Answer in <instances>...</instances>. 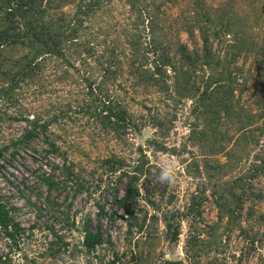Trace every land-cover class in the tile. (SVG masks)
<instances>
[{"label":"rangeland","instance_id":"rangeland-1","mask_svg":"<svg viewBox=\"0 0 264 264\" xmlns=\"http://www.w3.org/2000/svg\"><path fill=\"white\" fill-rule=\"evenodd\" d=\"M147 1L161 6L155 31L174 48L178 41L191 50L201 48L199 30L192 38L185 28L195 24L197 17L205 18L206 11L214 17L219 10L233 21L234 27L229 26L232 31L224 29L221 37L213 38V63L218 62L220 70L236 75L238 86L235 85L233 101L255 115V131L243 135L238 129V118L226 115L219 117L214 129L203 130L204 121L195 98L133 86L134 79L125 71L120 77L125 90L113 87L110 92L124 100L140 124L145 123L140 130H131L118 139L102 132L90 116L72 108L53 126L62 136L60 143L67 160L61 155L46 156L41 148L45 145L43 140L36 138L32 145L38 151L28 145L11 146L0 161V194L14 206L13 213L25 229L16 244L0 231V259H6L4 264H134L136 260H141V264H160L164 259L187 264L185 247L191 236L205 240L202 264H264V225L257 221L258 212L264 209V171L257 176L251 171L256 154H264V0ZM65 10L73 13L75 6L66 5ZM129 10L128 0H112L92 17L87 25L92 31L89 37L97 36L93 41L96 49H102L104 39L111 45L117 43L114 39L122 42L110 33H119L123 23L134 26L136 20ZM153 10L152 6L150 12L154 15ZM149 23V17H145V24L139 22L138 40L142 46L150 41ZM101 34L110 35L105 38ZM241 34L244 43L237 47L234 36ZM154 57L152 52L146 53L149 66ZM170 60L176 68L181 67L177 57L171 55ZM88 63L97 67L95 73L100 72L101 66L93 58ZM75 64L81 66L78 60ZM172 69L168 67L170 85L175 80ZM47 71L52 84L38 96L30 90L22 100L28 108L40 109L52 103V108L59 110L79 96L81 90L83 95L79 78L84 77V70L61 82L54 81L55 69L50 67ZM73 72L75 69L70 68ZM211 72L201 66L191 76L203 85ZM182 79L187 80L184 76ZM3 109L7 113L0 116V145H9L27 124L12 116L15 107ZM12 149L13 156L9 154ZM113 154L125 159L129 171L135 167L141 170L140 195L133 204L131 218L116 201L126 194V180H120L119 173L104 163ZM68 167L75 169L78 181L51 192L41 185V177L47 174L53 175L56 182L66 180L64 169ZM169 168L170 178L162 180V173ZM243 175L252 191L244 196L243 206L235 204L236 198H229L228 207L236 205L234 214L230 219L220 218L222 181ZM48 193L51 200L46 205L42 197ZM193 200L195 206L188 209ZM154 214L158 219L151 218ZM165 215L174 226L180 222L176 242L169 238ZM84 221L93 230L101 228L105 237L90 254L82 246ZM56 237H62L68 245L52 254L55 248L50 252L47 247Z\"/></svg>","mask_w":264,"mask_h":264},{"label":"trees","instance_id":"trees-1","mask_svg":"<svg viewBox=\"0 0 264 264\" xmlns=\"http://www.w3.org/2000/svg\"><path fill=\"white\" fill-rule=\"evenodd\" d=\"M110 1L112 0H0V116L3 112L7 113L2 111L5 110L3 107H15L16 112L12 116L27 124L22 133L12 139L9 145L5 143L0 145V161L5 158L11 146L17 148L28 145L38 151L32 145L36 138L43 140L45 145L41 148L47 153L46 156L61 155L67 160L66 151L60 143L62 136L53 129V126H57L60 117L68 115L72 108L90 116L102 132L113 134L118 139L124 138L131 130H140L145 123L140 124V121L138 122L130 113L124 100L110 92L113 87L125 90L120 80L125 71L134 79L133 86L154 87L157 91L174 92L179 97L195 98L200 105V114L204 121L203 130L214 129L219 117L226 115L227 118H238V129L243 135H251L255 131L256 127H252L255 115L240 106L237 101L235 103L233 101L236 96L235 85L238 86L236 75L232 71L220 70L218 62L213 63L215 59L213 38L221 37V31L224 29L232 31L229 26L234 27L233 21L223 12L217 10L212 17V14L206 11L205 18L201 14L202 18L197 17L193 21L195 24L186 26L185 30L192 38L195 30H199L201 48L191 50L187 44L180 41L174 48L164 43L161 34L155 31V21L159 19L161 6L147 0H128L129 11L136 20L133 22L134 26L123 23L119 33L112 34L109 31L122 42L114 39L117 43L111 45L104 39V45L100 50L96 49L93 42L97 36L89 37L92 31L87 23ZM66 5L75 6L73 13L65 10ZM152 6L154 15L150 12ZM145 17L150 18L151 36L148 44L142 46L138 40V27L139 22L145 24ZM133 29L137 32L132 33ZM110 34L101 35L106 38ZM234 42L235 46H241L244 43L243 34L234 36ZM148 52L156 55L150 66L149 59L146 58ZM171 55L177 57L181 64L179 69L171 64ZM89 58H93L101 66L99 73L94 72L97 67H92L88 63ZM77 60L83 67L75 64ZM169 66L175 73V80L171 85L167 80ZM201 66L210 68L212 72L203 85H198L192 79L191 73ZM50 67L57 71V74H54L55 82L74 78L76 73L80 74L84 70V77L79 78L82 81L83 95L81 90L80 97L68 101V105L60 106L59 110L53 109L52 103L40 109L28 108L22 101L28 92L31 90L32 95L38 96L52 84L47 71ZM70 68H74L75 72L70 73ZM183 76L187 78L186 82L183 81ZM9 154L15 155V151L12 149ZM255 160L251 171L257 176L264 171V154H256ZM104 163L111 171L119 173L120 180H126V194L117 197L116 201L124 208L126 215L133 217L132 207L140 195L138 186L140 168L135 167L133 171H129L125 159L115 154L104 159ZM64 171L67 173L66 180L56 182L53 175L47 174L41 177V185L51 192L55 188L66 187L68 183L79 180L74 168L68 167ZM246 181L245 175L235 177L231 181H222L218 198L220 218L228 216L230 219L236 205L243 206L242 202L246 201L244 196L252 191L251 183ZM50 196L48 193L42 197L44 204L50 203ZM233 197L236 198V205L230 208L227 201ZM193 206L194 200L190 202L188 209ZM14 209L9 200L0 194V231L16 244L17 238L25 229L14 215ZM151 218L156 220L158 216L154 214ZM164 221L170 240L176 242L179 239L180 222L174 226L175 223L167 215ZM257 221L264 225V209L258 212ZM82 234V246L87 254L94 252L105 240L102 229L98 227L93 230L88 221H84L82 225ZM56 238L51 240L47 247L50 252L55 248L52 254L60 252L68 245L62 237ZM261 239L264 241V232ZM204 244L205 240L199 237L191 236L187 240L185 247L189 261L187 264H202L201 251L204 250ZM5 260L1 258L0 264L6 263ZM134 264H141V260H136ZM160 264L185 262L164 259Z\"/></svg>","mask_w":264,"mask_h":264},{"label":"clouds","instance_id":"clouds-1","mask_svg":"<svg viewBox=\"0 0 264 264\" xmlns=\"http://www.w3.org/2000/svg\"><path fill=\"white\" fill-rule=\"evenodd\" d=\"M172 174V170L169 168V169H166L163 173H162V176H161V179L162 180H167L170 178Z\"/></svg>","mask_w":264,"mask_h":264}]
</instances>
